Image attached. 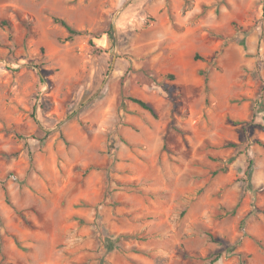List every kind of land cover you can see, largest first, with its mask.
Here are the masks:
<instances>
[{"label": "rangeland", "instance_id": "1", "mask_svg": "<svg viewBox=\"0 0 264 264\" xmlns=\"http://www.w3.org/2000/svg\"><path fill=\"white\" fill-rule=\"evenodd\" d=\"M262 143L264 0H0V264H264Z\"/></svg>", "mask_w": 264, "mask_h": 264}, {"label": "trees", "instance_id": "2", "mask_svg": "<svg viewBox=\"0 0 264 264\" xmlns=\"http://www.w3.org/2000/svg\"><path fill=\"white\" fill-rule=\"evenodd\" d=\"M55 21L64 25L71 33H76V30H74L64 19L55 18ZM133 100L139 103L142 107L149 109L151 112H153L152 108L146 103V101L140 98H133ZM262 145L264 146V143H262Z\"/></svg>", "mask_w": 264, "mask_h": 264}]
</instances>
